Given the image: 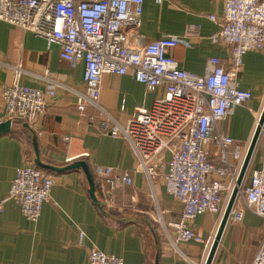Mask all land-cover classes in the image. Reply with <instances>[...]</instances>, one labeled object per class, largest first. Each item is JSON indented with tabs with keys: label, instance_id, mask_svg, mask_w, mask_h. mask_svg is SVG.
<instances>
[{
	"label": "crops",
	"instance_id": "1",
	"mask_svg": "<svg viewBox=\"0 0 264 264\" xmlns=\"http://www.w3.org/2000/svg\"><path fill=\"white\" fill-rule=\"evenodd\" d=\"M224 1L143 0L138 32L146 42L164 34L175 36L172 55L179 67L202 74L209 57L217 56L224 64L229 60V47L210 40L219 25L209 15L220 18ZM11 82L53 88L55 94L30 124L12 123L9 132L0 134V201L7 198L24 156L28 153L34 160V137L42 162L58 168L79 160L86 163L102 210L88 192L82 168H41L54 183L36 221L26 219L11 199L1 204L0 264H86L92 246L121 257L123 264H154L156 256L157 264L204 263L221 216L201 213L189 221L207 246L195 241L174 244L170 239L174 231L164 224L177 220L181 203L165 191L161 178L150 183L143 172L135 171L138 160L128 142L102 128L111 119L124 125L137 108H149L159 91H148L130 73H105L99 107L86 103L79 111L83 63L71 65L60 58L57 44L48 45L31 31L0 20V90ZM239 87L249 90L251 99L235 108L222 130L248 144L264 105V48L243 55ZM0 120L5 121L1 104ZM259 162L252 155L244 184ZM97 165L118 167L132 176V185L118 189L110 204L103 203L94 174ZM263 237L264 222L245 211L240 223L226 224L211 264H249Z\"/></svg>",
	"mask_w": 264,
	"mask_h": 264
},
{
	"label": "built area",
	"instance_id": "2",
	"mask_svg": "<svg viewBox=\"0 0 264 264\" xmlns=\"http://www.w3.org/2000/svg\"><path fill=\"white\" fill-rule=\"evenodd\" d=\"M142 6L143 0H0V20L31 31L48 45L57 44L60 58L71 65L83 63L85 87L78 92L79 111L86 103L99 107L105 73H130L148 91H159L149 108H137L124 125L111 119L102 128L128 142L138 160L135 171L143 172L150 183L161 178L165 191L181 203L177 220L164 224L174 231L173 237L167 231L171 241L207 246L189 221L201 213L221 216L224 198L236 185L248 144L225 134L222 124L251 99V92L239 87V75L243 55L264 48V0H225L220 18L209 15L219 25L210 40L227 45L230 56L226 64L217 56L209 57L202 74L179 67L172 55L175 36L145 41L138 32ZM54 94L53 88L4 83L0 90L4 119L30 124ZM262 152L248 183L244 177L238 186L227 223H240L245 211L264 222V145ZM94 174L104 204L113 202L118 189L133 183L131 174L118 167L97 165ZM53 183L54 178L27 153L7 198L26 219L36 221L50 200ZM7 198L0 201V211ZM86 264H123V259L92 246ZM249 264H264V237Z\"/></svg>",
	"mask_w": 264,
	"mask_h": 264
},
{
	"label": "water",
	"instance_id": "3",
	"mask_svg": "<svg viewBox=\"0 0 264 264\" xmlns=\"http://www.w3.org/2000/svg\"><path fill=\"white\" fill-rule=\"evenodd\" d=\"M263 125H264V105H263L262 110L260 112V115L258 117L255 129H254L253 134L251 136V139L248 143L247 149H246L245 154H244L243 161H242L241 166L239 168L237 179H236V185L233 187V189H232V191H231V193L227 199L224 211L220 217L219 224L217 226L216 232L214 234V237L212 239V242L210 244L209 250L207 252V255H206V258H205L203 264H211V262H212V259L214 257L215 252H216L220 237H221L222 232H223V230L227 224L228 215H229L230 209L233 205V202L235 200V197H236V194L238 191V186L241 185V183H242V181L246 175L248 165L250 163V160L252 158L253 152H254L255 147L257 145L258 139L260 137ZM10 126H11V122L8 119L3 121V122H0V134L9 132ZM32 144H33V149L35 152L34 163L40 168H46V169L57 170V171L75 168V167L82 168V170L85 173L87 182H88V192H89L92 200L95 202V204H97L99 206V208L102 210V208L100 206V201L98 200V198L95 195L94 179L91 175V172H90L88 166L86 165V163L84 161H81V160L75 161L72 164L64 166L63 168H58V167L52 166L50 164H46L40 160L38 150H37V145H36L34 137L32 138ZM154 264H157V256H156V260H155Z\"/></svg>",
	"mask_w": 264,
	"mask_h": 264
},
{
	"label": "rangeland",
	"instance_id": "4",
	"mask_svg": "<svg viewBox=\"0 0 264 264\" xmlns=\"http://www.w3.org/2000/svg\"><path fill=\"white\" fill-rule=\"evenodd\" d=\"M264 128V127H263ZM263 145H264V132L261 134V136L259 137L258 139V142H257V145L255 147V150H254V154L253 155H256L259 159L260 157L262 156V148H263ZM32 157V156H31ZM33 163H34V160H33ZM35 164V163H34ZM36 165V164H35ZM37 166V165H36ZM38 167V166H37ZM95 184V183H94ZM225 201H227L225 198H224ZM226 205V204H225Z\"/></svg>",
	"mask_w": 264,
	"mask_h": 264
},
{
	"label": "trees",
	"instance_id": "5",
	"mask_svg": "<svg viewBox=\"0 0 264 264\" xmlns=\"http://www.w3.org/2000/svg\"><path fill=\"white\" fill-rule=\"evenodd\" d=\"M96 184V183H95ZM96 186V185H95Z\"/></svg>",
	"mask_w": 264,
	"mask_h": 264
}]
</instances>
